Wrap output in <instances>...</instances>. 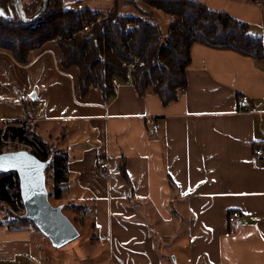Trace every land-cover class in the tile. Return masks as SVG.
<instances>
[{"label": "crops", "instance_id": "crops-1", "mask_svg": "<svg viewBox=\"0 0 264 264\" xmlns=\"http://www.w3.org/2000/svg\"><path fill=\"white\" fill-rule=\"evenodd\" d=\"M123 1L64 0L155 18L146 0L150 9L122 14L136 5ZM193 1L264 37L259 1ZM61 55L56 42L32 52L25 65L0 51V122L31 121L67 154L60 203L92 209L80 231L91 255L80 264H264V161L254 156L264 144V61L195 43L188 85L164 105L152 89L139 96L131 83L109 100L97 87L84 94L78 69L63 68ZM244 95L247 110L240 107ZM100 160L108 161L106 171ZM47 239L32 227L0 225V264H53Z\"/></svg>", "mask_w": 264, "mask_h": 264}, {"label": "trees", "instance_id": "trees-1", "mask_svg": "<svg viewBox=\"0 0 264 264\" xmlns=\"http://www.w3.org/2000/svg\"><path fill=\"white\" fill-rule=\"evenodd\" d=\"M1 1L13 8L11 1ZM23 1L26 12L33 15L42 0ZM146 3L165 16H174L175 20L167 26L165 41L163 29L152 13L142 10L139 16H121L117 8L94 12L78 10L64 0H50L47 12L33 24L0 17V51L9 52L25 65L32 52L42 50L48 42H56L62 54L61 66L78 69L82 93L97 87L106 99H112L117 93L114 84L117 80L121 84L131 83L139 96L152 89L164 105L177 101L187 87V68L195 43L264 61V37L253 36L248 23L228 13L210 10L193 0H146ZM86 19L93 21L88 31L84 30ZM9 142L28 147L43 162L50 161L46 168L49 199L60 201L68 184L67 154L43 139L33 122L27 120L0 125V154L14 151L4 150ZM121 173L129 181L125 163ZM68 208L74 218L68 217L81 231L87 226L92 209L64 205V210ZM25 214L19 174L16 171L0 174V225L38 229Z\"/></svg>", "mask_w": 264, "mask_h": 264}, {"label": "water", "instance_id": "water-1", "mask_svg": "<svg viewBox=\"0 0 264 264\" xmlns=\"http://www.w3.org/2000/svg\"><path fill=\"white\" fill-rule=\"evenodd\" d=\"M9 1L13 8L0 6V17L8 21L18 18L27 24L41 19L50 4V0H42L36 12L29 15L23 0ZM35 97L34 94L32 99ZM49 163L50 161L39 160L28 150L7 151L0 154V174L7 171L19 174L25 217L31 219L53 245L63 247L80 237L81 233L64 212V205L55 206L49 199L46 183V168Z\"/></svg>", "mask_w": 264, "mask_h": 264}, {"label": "rangeland", "instance_id": "rangeland-1", "mask_svg": "<svg viewBox=\"0 0 264 264\" xmlns=\"http://www.w3.org/2000/svg\"><path fill=\"white\" fill-rule=\"evenodd\" d=\"M263 8H264V3L263 1H259ZM120 4L124 5L125 1L120 0ZM129 4V3H128ZM137 6H139V8H147L150 9L142 0H136V5L131 4L130 5V9L128 11L125 12H121L124 15H136L139 13V11H137ZM150 11H154L155 12V19L160 23V26L163 29V33H164V41L167 38V34H168V30H167V25L165 23H167L169 20L167 19V17L158 9H150ZM166 25V26H165ZM255 31V33H259L258 30H253ZM254 35V32H252ZM3 122H0V125ZM25 146L21 145L19 143L16 142H9L5 147L4 150H9L12 149L14 151L17 150H21L23 149ZM51 202L56 206L58 205L61 201H58L56 199H54L53 197H51ZM64 212L69 215L70 217L74 218V213L68 208L65 209ZM80 224H78L79 226ZM81 226V225H80ZM88 225L85 228H81L82 231H86L85 229L88 228ZM36 232H38L39 234H43L41 233L38 229L33 228ZM87 234H81L80 237H78L77 239L73 240L72 242H70L69 244L63 246V247H56L55 245H51L52 246V251H53V259L52 262L53 264H80L81 261L84 258H87L91 255V241L86 237ZM48 240V239H47Z\"/></svg>", "mask_w": 264, "mask_h": 264}, {"label": "built area", "instance_id": "built-area-1", "mask_svg": "<svg viewBox=\"0 0 264 264\" xmlns=\"http://www.w3.org/2000/svg\"><path fill=\"white\" fill-rule=\"evenodd\" d=\"M77 9L78 10H85L86 8H85V6H84V4L83 3H79V4H77ZM175 20V18H174V16L173 15H170L169 16V21H168V23H171V22H173ZM93 23V21L92 20H90V19H86L85 20V26H84V30L85 31H88L89 30V28H90V25ZM130 28H131V26H129ZM131 67H133V65H131ZM114 84H115V86H116V88H119V87H121V83H119L117 80H114ZM42 102H39L38 103V106H42ZM250 106V99H249V97L248 96H246V95H244V96H242L241 97V99H240V107H241V109H243V110H247V108ZM156 127L158 128L159 127V125H156ZM21 150H28V151H30V149L28 148V147H24L23 149H21ZM31 152V151H30ZM254 156L259 160V161H264V144H258V145H256L255 147H254ZM108 166H109V163H108V161H106V160H100L99 161V163H98V167H99V169L101 170V171H106L107 170V168H108ZM232 218L234 219V220H239L240 218H241V215H240V213L239 212H234V213H232Z\"/></svg>", "mask_w": 264, "mask_h": 264}, {"label": "flooded vegetation", "instance_id": "flooded-vegetation-1", "mask_svg": "<svg viewBox=\"0 0 264 264\" xmlns=\"http://www.w3.org/2000/svg\"><path fill=\"white\" fill-rule=\"evenodd\" d=\"M8 5H9V4H8ZM0 6H2V7H4V8H5V7H8V6H5V5H4V1H1V0H0Z\"/></svg>", "mask_w": 264, "mask_h": 264}]
</instances>
